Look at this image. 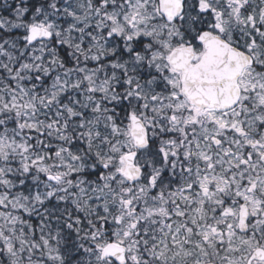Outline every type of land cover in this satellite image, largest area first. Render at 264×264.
I'll return each instance as SVG.
<instances>
[{"label": "snow or ice", "instance_id": "1", "mask_svg": "<svg viewBox=\"0 0 264 264\" xmlns=\"http://www.w3.org/2000/svg\"><path fill=\"white\" fill-rule=\"evenodd\" d=\"M0 264H264V0H0Z\"/></svg>", "mask_w": 264, "mask_h": 264}]
</instances>
